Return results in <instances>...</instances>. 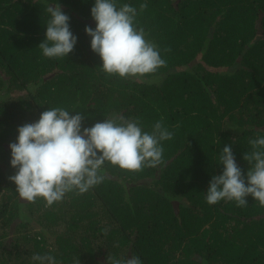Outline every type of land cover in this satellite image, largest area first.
Wrapping results in <instances>:
<instances>
[{"label":"trees","instance_id":"16d2710c","mask_svg":"<svg viewBox=\"0 0 264 264\" xmlns=\"http://www.w3.org/2000/svg\"><path fill=\"white\" fill-rule=\"evenodd\" d=\"M112 2L136 9L134 27L166 61L155 73L102 70L85 32L96 28L95 0H0V264H39L34 254L56 264H264V207L251 196L245 207L206 201L222 149L231 145L246 176L249 141L264 138V0ZM57 3L77 42L67 57L47 58L38 45ZM55 107L83 114L82 131L123 116L149 134L159 121L173 137L160 142L156 167L106 162L87 192L29 203L9 180V145Z\"/></svg>","mask_w":264,"mask_h":264},{"label":"clouds","instance_id":"9594fccd","mask_svg":"<svg viewBox=\"0 0 264 264\" xmlns=\"http://www.w3.org/2000/svg\"><path fill=\"white\" fill-rule=\"evenodd\" d=\"M147 7L141 4L140 10ZM46 11L51 18L38 48L47 58L67 57L77 42L69 17L58 3L48 5ZM136 15L134 7L125 4L117 9L112 0H95L91 8L96 28L86 26L85 32L91 37V50L102 61V70L110 76L141 78L166 64L156 45L145 39L144 29L134 27ZM83 119L81 113L70 115L55 107L42 112L38 121L18 128L17 142L9 145L10 164L17 171L9 180L15 183L22 200L35 203L43 198L46 206H51L66 193L83 194L103 181L101 172L106 162L129 172L156 167L163 163L160 142L173 137L159 121L149 134L142 132L139 121L123 116L105 119L82 131ZM249 144L252 150L243 156L250 165L246 176L235 162L231 145L220 152L223 172L210 180L206 192L209 205L226 200L245 207L246 197L251 196L264 207V138L252 139ZM32 259L39 264H56L51 255L34 254ZM108 264L142 262L136 256L126 261L108 256Z\"/></svg>","mask_w":264,"mask_h":264}]
</instances>
